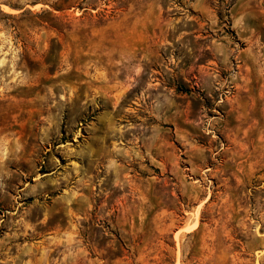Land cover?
Wrapping results in <instances>:
<instances>
[{
    "label": "rangeland",
    "instance_id": "374dc122",
    "mask_svg": "<svg viewBox=\"0 0 264 264\" xmlns=\"http://www.w3.org/2000/svg\"><path fill=\"white\" fill-rule=\"evenodd\" d=\"M0 264H264V0H0Z\"/></svg>",
    "mask_w": 264,
    "mask_h": 264
}]
</instances>
